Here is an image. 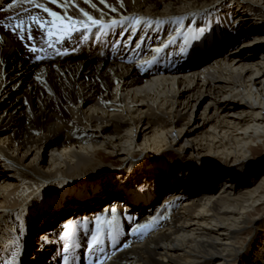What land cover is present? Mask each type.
I'll return each mask as SVG.
<instances>
[{
    "label": "bare ground",
    "instance_id": "obj_1",
    "mask_svg": "<svg viewBox=\"0 0 264 264\" xmlns=\"http://www.w3.org/2000/svg\"><path fill=\"white\" fill-rule=\"evenodd\" d=\"M98 2L87 8L85 0H35L60 16L85 21L87 12L102 20L103 28L67 39L59 24L41 31L29 17H52L27 0H18L11 19L0 20V264L13 256L16 264H52L69 243L66 225L81 264H264V229L254 253L252 238L241 241L254 225L248 213L264 204V171L241 188L234 177L242 171L232 167L264 145V0ZM82 34H92L88 52L81 49ZM74 42L75 58L47 60ZM26 43L44 51L34 54ZM37 54L44 58L37 61ZM148 58L157 59L154 75L164 73L141 78ZM206 100L197 120L194 111ZM180 144L220 158L223 163L205 167L227 171L216 190H196L202 181L175 176L163 159L146 162ZM101 152L124 162L140 159L113 183L77 186L75 171ZM36 183L44 188L26 205L20 196L29 198L26 189ZM112 209L115 240L104 223ZM146 224L152 227L142 232ZM98 231L100 244L90 253ZM125 242L128 248L121 247Z\"/></svg>",
    "mask_w": 264,
    "mask_h": 264
},
{
    "label": "rangeland",
    "instance_id": "obj_2",
    "mask_svg": "<svg viewBox=\"0 0 264 264\" xmlns=\"http://www.w3.org/2000/svg\"><path fill=\"white\" fill-rule=\"evenodd\" d=\"M69 1L72 3H76L78 0H69ZM10 4H13L15 6L18 4V0H13ZM83 5L87 8H89L90 6H93L94 8H98L99 2L98 0H92L91 5H90L89 0H88V2H86ZM14 9L15 8L13 7L7 11H4V10L1 11L2 13L0 14V20L13 17L12 13ZM112 92L113 91L111 89V93ZM206 102L207 100L201 106H198L196 110L194 111L195 115H197V120L199 119L198 117H200L202 108L204 107ZM178 109L181 110L182 108L179 107ZM181 112L183 114L188 111L185 110ZM65 117L67 118L68 116L65 115ZM205 124H208V122H205ZM202 130L203 129L197 131L195 134H198ZM139 139H140V136L139 138L138 137L136 138L137 142ZM141 141L142 140H140L139 142ZM181 145L182 144L171 146L166 151H163L161 155L159 156L149 155L148 158L149 159L153 158V160L148 159L146 162L153 163L154 165H158V163L156 162L163 159L168 164V168L174 166L173 168L174 171L172 173L175 176L185 178L186 180H189V181L193 180L194 182L197 180L202 181L199 184L197 183V188H195L196 190H202L208 187H211V188L213 187V189L216 190L219 187L218 182L220 178L223 176V174H226L227 171L221 168L207 170L205 167L208 165V163H211L212 165L218 164V162L223 163L220 160V158L209 157L207 155H204L205 153L201 152L199 149L194 148L193 146H191V149H187ZM47 149H45V151L42 153L41 159L38 162L39 165L43 167L46 166L47 160H48ZM251 149H252L251 153L246 157V161H244L243 164L239 166L237 165L232 166L242 171V173H240L241 174L240 179L236 180V176L235 177L232 176L234 177L236 183L241 188L243 187V184L246 182L248 184L256 183L258 181V176L262 174V172L264 171V145L262 146L258 144V148H251ZM160 156H162V158L157 159ZM138 157L139 156H137L136 158L137 160L140 159ZM30 159L31 157L29 159L25 158L23 160H26L27 162ZM136 159L131 158L130 161L124 162L123 160L117 158L115 154L101 152L100 156L97 159H95V161L91 163L90 166L84 167L81 172L75 171V174L74 173L73 174L76 176L73 177L74 178L73 180H76V182L78 183L77 186L78 185L84 186L82 184H85V183L86 184L94 183L95 180H100L99 183H103V184L113 183L114 179H117L118 177L122 178L121 176L125 175L124 173L127 169L131 172L135 170L134 168H131V167L130 168L127 167L126 169V166H128L130 163H133V161ZM230 164L229 162H226V166L231 167ZM109 172H111L112 173L111 175H114V176L110 177L111 175L109 176ZM131 172L130 174H132ZM83 173H86V174L82 175ZM116 173H119V174H116ZM58 184L59 183H57L56 185ZM101 186H98L93 189V190H96L95 192L96 196L101 195V192H100ZM30 187L31 188L26 189V193H25V196H29L31 194L29 198H23V196H20V199H22V202H25L26 205L37 194L42 192L41 189L44 188L43 186L40 185V183H36L34 186L30 185ZM160 200H161V197H157V200L155 201V203H159ZM66 205H67V200L66 199L62 200L59 206V209L61 210L65 209ZM122 207H126V206L125 205L123 206L122 204ZM248 215H249L250 220H254L253 222L254 225H253V228L250 227L246 231V234L242 237L241 241L244 244H246L249 238H252V241H253L252 249L253 250L251 249V252L254 253L255 251L254 248L255 249L257 248V245L259 244V241L261 240L260 237L263 235L262 230L264 229V204L256 208L254 212L248 213ZM255 226L257 227L256 229L254 228ZM35 229H36V232L39 231L37 230V228ZM36 232L34 233L36 234ZM31 243L34 244L33 241Z\"/></svg>",
    "mask_w": 264,
    "mask_h": 264
},
{
    "label": "snow or ice",
    "instance_id": "obj_3",
    "mask_svg": "<svg viewBox=\"0 0 264 264\" xmlns=\"http://www.w3.org/2000/svg\"><path fill=\"white\" fill-rule=\"evenodd\" d=\"M27 2L29 3H34V6L35 7H38L40 9H42L44 12H46L48 14L49 17H52V20H41L39 19L37 16L35 15H32L29 17V19L31 21H34L39 29L41 31H43L45 29V25L48 24V25H51V24H59L63 30L64 33H66V39L67 38H70L71 35L75 34L76 31H83V32H87L90 30L91 26H97L98 28H103L104 25L102 23V20L100 19H96L94 18L93 16L89 15V13L87 12H82V15L84 17H86V20L85 21H81V20H77L76 18L70 16V15H63V16H60L58 15L56 12L54 11H51L49 8L45 7L44 4H36L35 3V0H27ZM51 3H57V0H50ZM85 2H88V0H85ZM101 2H104V0H101ZM14 5L13 4H9L7 6V8H5L4 10L7 11L11 8H13ZM115 9H113L114 11ZM9 19H11V17H9ZM90 22V24L88 23ZM19 25H23L25 22L24 20H20L19 22ZM136 23H140V20H136ZM77 24H80V25H83V28L81 29H77L74 27V25H77ZM113 24H115V21H113ZM7 28V26H5ZM27 38L29 41H31L33 39V36H32V26L31 24H29L28 26V29H27ZM205 33V29L203 28H200L198 29V35L200 36H203ZM13 34H17L15 32V30L13 31ZM19 39L21 41H24L25 39V36H24V30L23 28L21 27V30L19 32ZM49 35H51V33H49ZM87 38V37H85ZM26 47L29 48V50L31 52H33L34 54L35 53H38V52H43L44 49H38L37 47L33 46V45H29V44H25ZM53 45L52 44H49V47H52ZM157 51H159V49H157ZM44 57H42L41 55H36L35 56V59L37 61L43 59ZM111 217H112V220H105V225L107 227V235L115 240L116 239V236H117V228H116V224H115V218H116V211L115 209H112L111 212ZM97 223L99 224L100 222L97 221ZM152 227V225H149V224H146V225H141L140 228H141V231L144 232L146 230H149L150 228ZM64 238L69 240V243L65 244L64 248H63V251L65 253L63 259H64V264H70V256H71V242H70V233L68 231V225L65 226V230H64ZM100 244V234H99V231H98V234L97 235H94L92 237V242L89 244L88 246V250L89 252H94L96 247H98ZM122 248H128L129 247V244L127 242H125L122 246ZM112 255H115V253H112ZM4 264H16V258L15 256H13V259L10 260V261H5ZM89 264H93V261H89ZM97 264H104L103 261H98Z\"/></svg>",
    "mask_w": 264,
    "mask_h": 264
}]
</instances>
